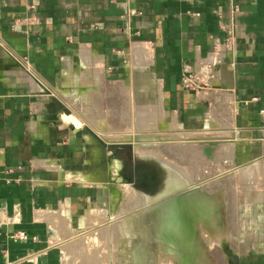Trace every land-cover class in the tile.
Listing matches in <instances>:
<instances>
[{"label": "crops", "instance_id": "1", "mask_svg": "<svg viewBox=\"0 0 264 264\" xmlns=\"http://www.w3.org/2000/svg\"><path fill=\"white\" fill-rule=\"evenodd\" d=\"M137 45L151 51L150 63L134 61L140 88L163 92L165 108L204 128L221 103L238 164L261 150L264 0H0V264H64L54 234L79 225L97 193L70 178L89 162L91 134L64 124L67 106L50 95V83L73 85L70 65L87 51L91 85L108 87L105 78L125 73ZM200 77L212 95L197 88ZM263 235L243 236L235 264H264Z\"/></svg>", "mask_w": 264, "mask_h": 264}, {"label": "rangeland", "instance_id": "2", "mask_svg": "<svg viewBox=\"0 0 264 264\" xmlns=\"http://www.w3.org/2000/svg\"><path fill=\"white\" fill-rule=\"evenodd\" d=\"M134 61L136 64L138 59L135 58L133 60L132 55H130L129 61L125 63V73L115 72L113 76L105 78L108 87L104 85V87L100 88L95 85L96 82H94V86L90 85L92 82L88 77V72L81 70L82 72L80 71L79 74L81 77L83 74L85 75V81L88 84H83L77 90L75 88V97L78 95L79 100H74L70 96L73 85H70L69 81L66 84L62 82L63 87H61L62 85L60 86L61 83L57 84L56 78L54 79L56 82L50 83L52 87L50 95L60 99L67 106L66 119L63 118L64 114L61 116L64 124L67 125V122L76 120L80 124L78 129H81V134H91L88 137V141L91 142L88 145L89 148L91 147V160L89 159L88 163L79 166L78 169L81 171L73 173L70 178L91 184L97 193L93 197L91 208L86 211V215L79 225L71 226V223L68 222L56 230L54 234L56 241L63 249L64 264H185L186 259L190 260L189 264H202L207 260L209 261V263L207 261L208 264H211V261H215L216 264H227L229 261H225L224 256L226 254L230 256L229 260L235 264L239 254L237 253L239 252L238 249L242 248L245 243V237L243 236L248 235L250 237V235L253 236L259 231L264 233V218L262 215L264 203L262 202V204L257 206L258 204L251 202V200L258 199L257 196L260 199H264V169L260 167L264 159L254 162L253 177L248 178L246 175H237L239 164L238 158H236V143L234 142L235 140L231 141L229 139L233 138L234 135L229 133L224 135L222 131L225 125L229 124V119L226 121V119L219 117L218 113H220V110L218 112L217 109L219 105L223 107L221 103H218L213 109L214 113H212L208 122L209 128L208 126L204 128L203 124L197 122L187 123L184 115L183 118L181 117V111L177 113L175 109H167L164 103L163 107L166 112L164 111L162 116L163 121L161 122L160 116L156 115L155 121L150 120L151 122L146 126L143 122H145V119L149 121L151 117L150 115L145 116L142 113L143 110H140L139 107L143 106L141 105V100L146 101L148 99L154 105L163 102V98L159 95L160 93L157 94L150 90L148 93L145 92V95L142 88H139V79L133 67ZM97 66L103 68V64H98ZM136 66L139 65L136 64ZM75 73L78 74L77 72ZM194 79L192 80L194 81ZM196 81L203 83V86L198 84L197 88L200 89V92L205 97L212 95L210 93L212 90L211 84L208 80L200 77ZM88 85H90L89 88L93 86L92 92H83L84 87ZM111 86H113L114 91ZM190 86L197 91L193 84ZM125 87L129 88V90H126L127 92L124 91ZM54 89L56 92H54ZM84 91H86V88ZM216 91L214 92L217 99H221V96H218ZM61 93L64 97L59 95ZM82 100L99 106L97 111L96 108H94V111L92 110V114L93 112L94 114L97 113L96 116L99 117L97 119L101 120L100 128L106 136L93 126L94 121H92L91 116H86L85 111L79 107V104H82ZM148 100L146 104L149 105ZM77 105L79 106L77 107ZM125 105L126 108L124 107ZM207 107L209 106L207 105ZM212 118L216 120L213 121ZM122 132H127L126 136L129 140L117 141L118 134ZM136 135L143 142L141 140L138 142L132 140ZM139 143H148L146 145L159 147L158 152L161 157L150 153L146 155L141 153L137 146ZM263 144L264 141L260 147L261 150L251 154L252 156L247 161L263 156ZM206 145L212 148L210 156L204 153V146ZM238 154L239 148L237 149V157L242 158L243 155L239 154L238 156ZM156 159L164 165L168 164L178 168L184 177L188 175L190 180L192 179V183L185 177L188 182L181 179L182 184H188L190 187L197 184L198 188L205 193H209L210 196L208 198L211 199L215 196L214 200L217 199L219 203L222 200L219 204L220 206L216 205L217 209H214L212 204L210 205V202L207 201L209 205L206 204L203 208L207 214L210 213L211 215L209 214L210 217L208 216L209 218L205 219V223L199 221L198 228L188 238V245L186 247L183 246L184 250L179 249L182 247L179 244L170 245L165 239H160L157 234L154 237V233L151 235V232L148 231L149 229L146 228H143V231L141 230L143 235L126 236L119 233L121 230L119 227L120 229L117 228L115 231L117 234L109 237L108 241L105 242V238L101 235L104 229L125 221L128 216L141 212L142 207L150 203L147 200L146 204H144L142 193L140 194L137 189L125 181L121 171V160L124 163L125 168L123 171L127 178L131 179L130 181L136 183L137 186H140L138 184L144 180L148 183L153 181L155 167H159ZM143 169H146L145 173ZM165 171L164 167L163 174L166 173ZM153 204L150 203L151 206ZM210 206H212V210H210ZM220 213L222 214V221L220 220L209 227L208 224L211 221V217L213 219V215ZM235 218L240 220V222L238 223ZM135 223L132 228L136 230L138 227ZM91 234H100V239L97 240V238L96 241L89 242L90 247L88 246V248H81L82 236L87 237ZM148 234L152 237L145 236ZM262 238H264V235ZM99 241H101L98 249L99 255L95 259L96 261L92 262L91 258L94 259V257L91 256H94L93 251L94 249L97 250ZM144 241L148 243V251L142 260L137 261L134 258L136 256L135 249Z\"/></svg>", "mask_w": 264, "mask_h": 264}, {"label": "bare ground", "instance_id": "3", "mask_svg": "<svg viewBox=\"0 0 264 264\" xmlns=\"http://www.w3.org/2000/svg\"><path fill=\"white\" fill-rule=\"evenodd\" d=\"M134 57L138 59V61H136V64H138L139 66L143 65V64H146V63H150V59H151V51L145 47H142L141 45H137L135 50H134ZM75 65V66H74ZM91 65L90 63V59L88 57V52L87 51H82L81 52V55H80V58L78 59V62H72L71 65H70V69L73 71V72H77L78 74H75L74 75V78L72 77V83H73V86H72V89H71V97L74 98V100H79V98L77 97L78 95H76L75 97V88L76 90L81 88V86H83V84H88L87 81H85V75L83 74L82 77L80 76V71H84L86 72V69ZM93 66V65H92ZM78 67V68H77ZM98 70V69H97ZM102 70V69H101ZM81 71V72H82ZM217 74V73H216ZM207 78L212 82V84L215 86V88L218 89V79H212V74L209 72L206 74ZM101 80L99 81V85L101 84H105V81H104V78H100ZM146 80V79H145ZM69 84H71L69 82ZM91 85V84H90ZM90 85L88 86H85V87H90ZM140 88V87H139ZM158 88V87H157ZM214 88V89H215ZM126 90H129V88L125 87L124 88V91ZM151 91V89H149ZM149 90H146L144 88H142V91L144 92V94L146 95L145 92H150ZM88 91L89 92H92V88H88ZM127 92V91H126ZM138 92V91H137ZM160 92V91H159ZM58 93V92H57ZM162 93H160V96H162ZM60 96L64 97V95L61 93L59 94ZM69 95V94H68ZM151 95V94H149ZM163 98V96H162ZM148 100V99H147ZM147 100L146 101H142V104L143 106L139 107L140 110L142 109V113L145 114V116H149L150 115V119L149 121L145 119V125L148 126V123H150L151 121L150 120H154V118L156 117V115L160 116L161 118V122L163 121V114H164V107H163V102H161L160 104H154L152 105L151 102H149V105L146 104L147 103ZM74 103V102H72ZM75 106V104H73ZM80 105V106H79ZM77 105V107L79 106L81 108V110L83 109L85 111V115L86 116H91L92 118V121L93 122V126L95 128H97L101 134H103L104 136H106V134L104 132H102L103 130H101L100 128V123H101V120L99 121V117L96 116V114H92V110L94 111V108H96V111H97V108L99 107L98 105H93V104H90V103H86V100L83 101L82 100V104H79ZM145 105V106H144ZM126 108V105L124 106ZM118 110V109H117ZM166 112V111H165ZM118 115V114H117ZM143 115V114H142ZM67 116L66 114H64V119H66ZM69 117V116H68ZM98 118V119H97ZM103 118V117H102ZM116 118V117H115ZM218 118V117H217ZM108 119V118H107ZM117 119V118H116ZM118 119H119V116H118ZM213 119V118H212ZM90 120V119H89ZM216 120V119H213V121ZM141 121V120H140ZM148 121V122H147ZM66 122V121H65ZM91 122V120H90ZM224 123H226L225 121H223ZM138 123V122H137ZM142 123V122H141ZM95 124V125H94ZM153 124V123H152ZM67 125H74L77 129L80 127V124L76 121V120H73V121H70L69 123L67 122ZM98 125V126H97ZM105 126V125H104ZM153 127H154V124H153ZM126 131V130H125ZM146 131V130H145ZM112 132V131H111ZM108 134V133H107ZM127 132H122L119 135V137H117V141L118 140H124V139H128L127 136H126ZM153 134V133H151ZM109 135V134H108ZM147 135V134H145ZM224 135H226L224 133ZM228 135V134H227ZM110 136V135H109ZM125 136V137H123ZM133 136V134H132ZM228 137V136H227ZM231 137V136H229ZM129 140V139H128ZM134 141H139L142 139L139 137V136H135L133 137ZM156 141V140H155ZM150 142V141H149ZM113 143V142H112ZM135 143V142H134ZM148 143H139L137 146L139 147L140 149V152L143 153V154H153L154 156L156 155H159V147L157 146H149V145H146ZM207 146V145H206ZM204 146V148L206 147ZM236 146V144H235ZM211 147V146H210ZM139 152V150H138ZM161 157V156H160ZM256 163V162H255ZM255 163L253 162H249L247 164H245V166H241L237 169V175L238 176H243V175H246L248 176V178L250 177H253L254 175V168H255ZM244 165V164H243ZM257 165V164H256ZM261 168L264 169V160L262 161L261 165H260ZM171 168H173L176 172V176L174 177V180L171 184V186H177L176 188H179V189H176L174 190L173 192H171L168 196H169V199L171 198H174L173 200H168L167 202H164V203H154L152 206L149 204H146L147 200L144 198V204H146L144 207H142L143 209H141L140 211L141 212H138L136 213L135 215L133 216H128L126 218L125 221H122L120 223H117V224H113L111 225V227H108L106 229H104L102 232H101V235L105 238V242L108 241V238L109 237H112L113 235L117 234L115 233L116 229L117 228H121L120 230V234L122 235H131V236H139V235H143L142 231H143V228H146V229H149L148 231H150L151 235L152 233H154V237H155V234L158 235V237L161 239H165V241H167V243H169L170 245L172 244H179L181 245L182 247H180L179 249H183L184 250V247H186V245H188L189 241H188V238H190V236L192 235L193 231L195 229L198 228V223L199 221H205V219L209 218L210 215L207 214L205 212V209L203 207H205L206 204L209 205V202H210V205L212 204L213 208L214 209H217V206L216 205H219L221 202L219 203V201H217V199L214 200V198H208L210 195L209 193H205L202 189L198 188L196 185H192L191 187L186 184V185H183V187H180V185L182 184V180H185L187 181V179L189 180V182H191L189 176L185 175V178L179 171L178 168H174L173 166H171ZM244 169V170H243ZM260 169V168H259ZM235 173V174H236ZM180 176V178H179ZM238 181V180H237ZM83 182V181H82ZM188 182V181H187ZM192 183V182H191ZM191 185V184H190ZM243 185V184H242ZM258 189V188H257ZM169 190V189H168ZM167 191V189L165 190ZM182 191V192H180ZM186 191V192H185ZM259 191V190H258ZM170 192V191H169ZM176 193V194H175ZM173 194V195H172ZM164 196H166L165 194H163ZM220 195V194H219ZM151 197V196H150ZM220 197V196H219ZM251 197V196H250ZM263 197V196H262ZM257 198L259 200H264V199H260V197L257 196ZM214 201H213V200ZM221 199V198H220ZM219 199V200H220ZM212 200V201H211ZM209 201V202H207ZM226 204V203H225ZM212 206H210V210H212ZM220 206V205H219ZM209 209V207H208ZM219 209V207H218ZM208 211V210H207ZM217 211V210H216ZM218 211H221V210H218ZM131 212V211H130ZM216 213V212H215ZM219 213V212H218ZM221 214V213H220ZM213 215V219L211 217V221H209V227L210 225L212 224H215L216 222L220 221L221 220V216L222 214L220 215ZM204 216H206V218H204ZM209 216V217H208ZM130 217V218H129ZM202 218V219H201ZM204 219V220H203ZM222 221V220H221ZM136 222V223H135ZM136 224L137 225V229H133L132 226L133 224ZM205 223V222H204ZM200 224V223H199ZM139 225V226H138ZM213 226V225H212ZM208 227V226H207ZM208 227V228H209ZM119 228V229H120ZM134 228H135V225H134ZM133 229V231H132ZM142 230V231H141ZM146 230L144 229V232ZM99 232V231H98ZM132 232V233H131ZM139 234V235H138ZM146 234V232H145ZM150 234L148 235H145V236H150ZM87 236V235H86ZM152 237V236H150ZM95 238V239H94ZM98 238V239H97ZM100 239V234H91L87 237H83L81 238V242H80V245H81V248H88L89 246V242H92V241H96ZM124 239V238H123ZM140 242V241H139ZM142 242V241H141ZM154 242V240H153ZM101 243V241H99L98 243V246H97V250L94 249V253L93 255L94 256H91V257H94L91 258L92 259V262L93 261H96L95 259L98 257L99 255V252H98V249H99V244ZM129 243V242H128ZM130 243H131V240H130ZM138 243V242H137ZM136 243V244H137ZM156 246V245H155ZM167 246V245H166ZM192 246V245H191ZM90 247V246H89ZM189 247V246H188ZM174 248V247H173ZM86 250V249H85ZM89 250V249H88ZM119 250V249H118ZM136 256H134V258H136L137 261H140L144 258L145 253L148 251V243L147 241H144L143 243H141L140 246H138L136 249ZM151 251V250H150ZM86 252V251H85ZM92 252V251H91ZM133 252V251H132ZM88 254V253H87ZM86 254V255H87ZM90 255V254H88ZM202 255V254H201ZM115 256V255H114ZM192 256V255H191ZM172 257V256H171ZM88 259V258H87ZM123 259V258H122ZM129 261V260H128ZM189 259H186V262L185 264H189ZM208 261V260H207ZM204 262L202 264H208V263ZM134 262V261H132ZM95 263V262H94ZM199 263V262H198ZM127 264V263H126ZM135 264V263H134ZM200 264V263H199Z\"/></svg>", "mask_w": 264, "mask_h": 264}, {"label": "flooded vegetation", "instance_id": "4", "mask_svg": "<svg viewBox=\"0 0 264 264\" xmlns=\"http://www.w3.org/2000/svg\"><path fill=\"white\" fill-rule=\"evenodd\" d=\"M157 163H159V167L156 166V170L154 171V177H153V181L151 183L146 182V180L142 181L140 184V186H137L136 183L131 182L129 178H127L126 174L124 173V163L121 160L122 163V175L125 179L126 182H128L129 184L132 185L133 188L137 189L140 194L142 193L143 197L146 200H149L150 203H164L167 202L168 200H173L174 198L169 199V194L171 192H173L176 189L175 186H171L174 177L176 176V172L173 168H171L170 165H164L162 164L159 160H157ZM165 167V174H163V168ZM146 169H143V172L145 173ZM147 179V178H146ZM149 179V178H148ZM184 184H181L180 187H183ZM167 189V191H165ZM169 189V190H168ZM170 191V192H169ZM186 192V191H185ZM163 194H165L166 196H164ZM176 194V193H175ZM173 195V194H172ZM151 196V197H150ZM149 203V204H150Z\"/></svg>", "mask_w": 264, "mask_h": 264}, {"label": "water", "instance_id": "5", "mask_svg": "<svg viewBox=\"0 0 264 264\" xmlns=\"http://www.w3.org/2000/svg\"><path fill=\"white\" fill-rule=\"evenodd\" d=\"M68 128L72 131V132H76L77 131V128L74 126V125H69ZM76 141V138L74 136L70 137V142L73 144L75 143ZM204 153L207 154L208 156H210L212 154V148L210 146H206L204 148ZM249 161H246L244 163H240L239 165H242V164H245ZM182 192V191H180Z\"/></svg>", "mask_w": 264, "mask_h": 264}, {"label": "built area", "instance_id": "6", "mask_svg": "<svg viewBox=\"0 0 264 264\" xmlns=\"http://www.w3.org/2000/svg\"><path fill=\"white\" fill-rule=\"evenodd\" d=\"M193 80H191V78H189V80L187 81V86H190V85H192L193 84V82H192ZM22 237L24 238L25 237V235L24 234H22Z\"/></svg>", "mask_w": 264, "mask_h": 264}]
</instances>
